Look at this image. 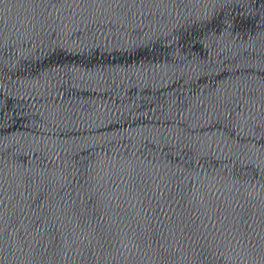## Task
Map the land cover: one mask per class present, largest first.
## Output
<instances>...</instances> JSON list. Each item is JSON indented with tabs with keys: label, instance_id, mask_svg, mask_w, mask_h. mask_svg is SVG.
<instances>
[{
	"label": "water",
	"instance_id": "water-1",
	"mask_svg": "<svg viewBox=\"0 0 264 264\" xmlns=\"http://www.w3.org/2000/svg\"><path fill=\"white\" fill-rule=\"evenodd\" d=\"M0 264H264V0H0Z\"/></svg>",
	"mask_w": 264,
	"mask_h": 264
}]
</instances>
